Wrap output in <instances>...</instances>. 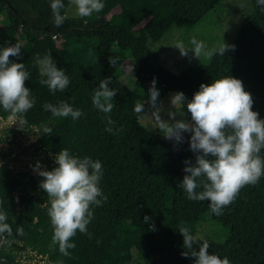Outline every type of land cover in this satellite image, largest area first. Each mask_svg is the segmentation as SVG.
Here are the masks:
<instances>
[{
	"label": "trees",
	"instance_id": "16d2710c",
	"mask_svg": "<svg viewBox=\"0 0 264 264\" xmlns=\"http://www.w3.org/2000/svg\"><path fill=\"white\" fill-rule=\"evenodd\" d=\"M226 1L105 0L99 13L66 16L57 27L49 0H0V45L19 42L21 53L10 55V60L23 62L30 72L25 85L36 102L23 118L24 126L36 131V149L45 153L48 162L61 148L99 159L103 167L99 186L106 197L100 205H91L93 218L87 232L77 230L70 238L75 247L65 256L52 243L50 200L39 187L43 177L16 172L9 162L1 163L0 209L7 212L11 232L0 233V264H23L17 259L21 249L45 258L47 264H193L195 257L182 255L188 250L179 229L190 230L198 250L205 240L197 236L202 218L229 233L224 242L206 239L209 253L227 256L231 264H264V176L244 185L224 211L215 215L208 200H189L177 187L185 174L184 160H195L189 148L190 133H184L183 142H176L140 123L151 109L146 101L154 78L161 102L176 91L191 99L202 82L225 75L242 80L252 94L253 110L264 118V10L256 0H247V14L228 43L235 48L224 55H213L205 64L177 75L152 53V45L173 26L191 31L212 13L222 17ZM64 3L62 12L72 2ZM121 52L129 54L134 89L122 81ZM45 57H51L69 76L63 91L51 92L40 83L46 78L42 71ZM106 78L116 93L108 101L113 105L111 111L105 114L94 107L92 96ZM59 101L81 109L82 115L74 121L54 117L42 107L45 102ZM144 102L142 111L135 110ZM184 111L190 119L186 106ZM105 116L115 122L111 132L106 130ZM11 117L0 109V119ZM44 126L52 131L43 133ZM55 166L48 163L49 170ZM145 215L151 220L145 221Z\"/></svg>",
	"mask_w": 264,
	"mask_h": 264
},
{
	"label": "clouds",
	"instance_id": "9594fccd",
	"mask_svg": "<svg viewBox=\"0 0 264 264\" xmlns=\"http://www.w3.org/2000/svg\"><path fill=\"white\" fill-rule=\"evenodd\" d=\"M74 4V14L89 17L99 13L105 0H71ZM257 5L264 10V0H256ZM52 11V21L59 27L66 19L64 0H49ZM191 47L185 50L182 43L177 46L182 55L191 50L195 57L201 55L211 57L224 55L229 49L235 48L224 40L217 46L209 48L203 40L192 37ZM22 46L19 42L0 45V109L10 116H20L17 126L23 128L26 121L23 114L36 102L31 90L25 85L30 79V72L23 62L10 60L19 56ZM111 63L115 61L110 60ZM42 71L45 79L40 83L47 85L49 91H63L70 83L65 69L57 67L51 57L42 61ZM116 93V89L109 86V80L103 79L94 90L92 103L102 113H109L113 105L108 102ZM159 89L155 78L149 89L147 104L152 109L155 125L164 131V137L176 142H183L184 133L188 137L189 148L195 153L194 162L188 158L184 160L185 173L177 187L182 188L189 200H208L209 208L215 215L224 211L246 184H255L264 176V118L258 111L253 110L252 94L245 90L240 78L225 75L213 79L210 83H201L191 99L183 91H176L170 97L171 108L168 111L170 120L162 119L160 112L162 104L158 101ZM136 105L135 110L142 111L145 103ZM190 113V119H176L186 115L184 108ZM42 107L50 111L54 117H71L78 119L82 110L67 101L56 104L45 102ZM106 130L111 132L115 122L110 116H105ZM43 133H50L52 129L44 126ZM118 131V129H116ZM55 167L47 170L38 160L32 165L33 170L41 177L39 187L47 193L50 206L47 209L53 225L52 243L58 244L59 251L65 256L70 255L69 249L75 247L73 237L77 230L87 232V225L93 218L91 205H100L106 197L100 188L103 176L102 162L93 160L89 156H77L68 148H61L53 156ZM202 189V190H198ZM151 217L144 216L145 221ZM7 221V212L0 209V233L11 232ZM184 248L188 251L182 255H191L196 259L193 264H231L227 256L221 257L211 252L208 240L199 243L198 250L193 247L195 236L188 228H181Z\"/></svg>",
	"mask_w": 264,
	"mask_h": 264
},
{
	"label": "rangeland",
	"instance_id": "374dc122",
	"mask_svg": "<svg viewBox=\"0 0 264 264\" xmlns=\"http://www.w3.org/2000/svg\"><path fill=\"white\" fill-rule=\"evenodd\" d=\"M74 8V4L71 3L66 9V16H76ZM246 14L247 0H227L222 17L218 18L215 13H212L191 31L173 26L158 43L152 45V53L158 57L163 67L177 75L198 64H205L209 57L203 55L199 58L195 57L191 50H188L186 55H182L180 49L175 45L182 43L187 50L191 47L190 40L192 37L203 40L209 48L219 45L223 40L230 43L235 38ZM21 39L23 40V37ZM121 53L124 59L122 81L130 89H134L135 77L129 54ZM172 94L174 93L167 94L160 102L163 106L160 112L162 119H171L168 116V111L171 108L170 97ZM151 111L152 109L142 117L140 123L149 130L156 131L160 137H164V131L155 125ZM180 118L189 119L187 114L184 117L177 114L176 119ZM17 121L16 117H11L8 120L0 119V164L9 162L16 172L34 174L36 172L32 165H35L39 160L41 166L49 170L48 163L54 162V160L50 158L48 162L45 153L36 149L34 145L36 131L25 126L23 128L18 127ZM197 236L214 242H224L228 239L229 233L225 228L216 226L210 219L202 218L201 224L198 226ZM17 259L23 264H47L45 258L28 249H21L17 252Z\"/></svg>",
	"mask_w": 264,
	"mask_h": 264
}]
</instances>
